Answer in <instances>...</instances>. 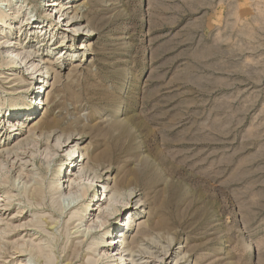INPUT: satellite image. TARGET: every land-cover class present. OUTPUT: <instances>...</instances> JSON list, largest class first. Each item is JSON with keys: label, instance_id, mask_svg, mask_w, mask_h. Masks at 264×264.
I'll return each mask as SVG.
<instances>
[{"label": "rangeland", "instance_id": "374dc122", "mask_svg": "<svg viewBox=\"0 0 264 264\" xmlns=\"http://www.w3.org/2000/svg\"><path fill=\"white\" fill-rule=\"evenodd\" d=\"M8 1L0 0V9ZM44 1L27 0L30 12L15 7L12 13L20 15L10 21L19 29L12 31L9 44L26 49L17 65L24 80L14 81L17 76L0 70V103L7 109L9 98L24 95L39 65L44 88L58 103L49 115L60 117L63 128L73 124L75 133L68 140L65 128L48 141L46 136L25 141L28 135L21 137L17 130L0 141V178L11 180L0 185L1 196L9 191L11 203L0 201V238L1 228L10 231L0 240V264H38L37 250L31 258L16 253L38 244H45L41 264H92L100 255L106 263V247L99 246L94 255L89 249L96 239L108 237H89L79 247L72 214L93 197L95 210L91 206L87 218L100 224L110 210L104 185L113 187L110 179L120 175L127 180L122 192H128L130 172L140 175L132 206L147 200L148 212L158 203L159 216L168 223L159 243L141 247L159 258L137 256L136 264H264V0H89L72 26L61 23L51 30L47 23L35 24L20 31L27 14L46 19ZM87 30L95 34L82 35ZM88 42L91 50L83 51ZM55 74L60 78L52 89ZM46 97L42 91L38 112L27 125L45 115ZM20 120L13 117L10 123ZM77 141L83 155L87 147L98 158L88 164L84 159L77 169L65 166L63 175L67 170L69 178L60 187L67 193L88 188L87 176L75 181L83 167L91 180L94 171L103 178L95 180L86 203L68 205L50 185L58 153L65 156L66 146L70 152ZM24 182L26 192L20 191ZM125 215L110 216L108 224L121 225ZM170 242L172 251L164 258L160 247Z\"/></svg>", "mask_w": 264, "mask_h": 264}, {"label": "bare ground", "instance_id": "6f19581e", "mask_svg": "<svg viewBox=\"0 0 264 264\" xmlns=\"http://www.w3.org/2000/svg\"><path fill=\"white\" fill-rule=\"evenodd\" d=\"M13 1L14 0L8 1L7 5H5L7 8L0 9V70L2 71V69L6 68L8 73L10 74L9 77L17 76V77H15L14 81L15 80H22L23 81L24 79H22V77L18 76V71H19L18 68L19 67L17 65L19 64L18 59L20 56V51L25 52L26 49L21 44L18 45L19 47H14V46H11L9 44L10 41L13 40V38H9V37L13 36L12 31L19 29L18 27H16V29H15L13 27L14 23H10V21L11 22L15 21L16 19H18L20 17V15L12 14L13 11L15 10V7H18V9H23V10L26 9V11L30 12L29 11L30 9L28 8L30 6V4H26L27 0H24V1H22V0L18 1L17 0L16 6H14ZM44 2H48V3L44 4L43 9H42L43 10L42 12L44 13L46 19L43 20V19L39 18V16L37 14H34L33 12L31 14H27L25 17L26 19L24 18L22 21V27H20V29H21L20 31H22V29L26 26H33L35 24H38L41 26V25H45L47 23L48 24L47 28H50L51 30H57L58 26L61 23H62V26H64L65 23H66V26H72L74 23L79 21L78 17H77L78 18L77 20H74V18H75L74 16H78L81 13V11L84 10V8L87 9L89 6V0H85V1L81 0L78 3H75V2L72 3V0L70 2H65V3L62 0H50V1L45 0ZM85 4H87V5H85ZM81 6H83V7H81ZM74 11H75V14L72 16V19L67 22L69 14H71ZM1 29H3V30H1ZM7 30H8V33L4 34V32H6ZM76 30H78V31H75V34L79 33L80 30L78 28ZM66 31H68V30H66ZM83 33L84 32H82V35H86V36H89L91 34H93V35L95 34L91 30H87L86 34L85 33L83 34ZM4 38H6V39H4ZM88 46H89V42H88V44H84V47L82 48V50L83 51H90L91 48L90 47L88 48ZM55 49H57L56 46H55ZM27 53L28 54L32 53V55H33V51L32 52L28 51ZM28 54L25 56L26 60H30ZM87 58H88V56H87ZM36 63L31 62V61L28 62V64H32L34 66ZM47 64L52 66V67L50 66L51 68H49V71H53L54 70L53 62L47 61ZM71 66H73V68H75L74 62L71 63ZM38 67H39V65L35 66V71L33 72V77L31 78V82H30L29 86L26 88V92L24 95L20 96L19 98H13V97L9 98V100H7V101L9 102L8 105L10 106V108L5 109V104L0 103V141H2L3 138H8L11 134L16 132L17 130H18V132L19 131L21 132V134H22L21 137H23L24 134L28 135V138H25V141L30 139L31 137H38V136L40 138L46 136L47 141H48L49 139H51L52 136H55L58 132H66V130L70 132L67 135L68 136L67 139L69 140V139L73 138V135L75 133V132H72L75 128V126H73V124L72 125L69 124L70 126L67 125L66 127L63 128L64 123L61 122L60 117L49 115L50 114V108L53 105H56L58 103H57L56 97L54 96V93L52 92L53 93L52 94L50 91L47 92L48 88H44L45 80H41L43 78V74L41 72L42 68L39 70H36ZM59 78H60L59 74H57L55 76L54 83L51 84L52 89H54L56 87V84L58 83ZM42 91H44L45 94L47 93V97H46L45 101L42 102V106L46 107L45 115L42 118H38V119L34 120L33 122H30L27 125V120L30 117H31V119H33V117L38 112L36 100L41 96ZM13 117H20L21 120L17 121V122L13 121L12 123H10L11 122L10 119H12ZM7 126L10 128H8L6 130ZM15 127H16V129H15ZM65 128H66V130H65ZM16 140L18 141L19 139H16ZM9 141H10V139L5 141L4 147L9 146V144H10ZM37 142L41 143V140H38ZM31 144H32V142H31ZM61 144L65 145L66 141H62ZM72 146L74 149L70 150V152L67 151V148H69V145L66 146V151L64 150V153H66L65 156H62L58 153V155H59L58 164L59 165L56 167V175L54 176V181L50 185V188L53 191V193L55 192L56 194H61V195L66 196V198L64 200V204L67 201L68 205H73L76 203V201H79V200H81L80 201L81 203L85 202L87 197H89V190L91 188H93L95 185L94 182H96V181L99 182L100 179L103 178V175H101L100 172L97 173L96 171H94L95 177H93V179L91 180V176L90 175L88 176V173L85 172L87 167H83L81 172H80V176L77 177L75 179V181H78V180L82 179L83 177L87 176L86 181H90L88 188L85 185L82 186V189L81 188L79 189L80 186L79 187H72L71 190H69V193H67L68 191L66 192L65 188L60 187V185H59L60 182L62 180H65V179L67 180L69 178L67 175V170L65 171V173L63 175L65 166H67L68 164H71V166H74V169H77L78 167L81 168L82 162L84 161V159H87V164H88L89 162H91V160L95 161V159L98 158L93 153L91 154L89 148H87V147L84 148L85 155H83V153H82L83 148L78 147V141L76 143H74ZM6 151L10 154L14 153L13 149H6ZM14 155H16L15 157H18L21 154H19L18 152H15ZM55 162L56 161H53V163H55ZM59 175L62 176L61 180L58 179ZM130 176H131V179L129 181L131 183L133 182V187L134 186L139 187L140 175H138L135 172H130ZM110 180L114 182L113 187H109V182H107V185H104V186H106L105 187L106 192L110 193V200H109L110 202L108 205L110 210L108 212L104 213L103 216L105 218L103 217V220L100 224L96 223L97 221H94L93 219L90 220L91 217L87 218L86 213L88 212V210H91L90 209L91 206H92L91 211L93 212L95 210L96 204L92 205L93 200L91 199L93 197H90L91 200L88 199L87 203L85 202L86 205H85L84 210H82L80 212H74L72 214L71 219L76 218V219H74V222H73L74 228L76 229L75 230L76 238L78 240H81V242H82L79 247H82V244L87 242L89 237H91V239H96L97 237H101V235H104V238L106 236V237H108V239L106 241L104 240V242L101 238L96 239L97 241L90 245L89 253L90 254L92 253L93 255L97 254L99 246L102 248L106 247L108 250V254L106 255L107 256L106 263L103 262V256L100 255V258H98L92 264H96V263L100 262L101 260H102V264H123L122 261H124L126 257L131 258L130 262L128 264H136L137 261L135 260V258H137V256H140V260H143V258L144 259L149 258L150 260H154V262H155L157 260V258H159V257L153 256L154 254L152 252L146 251V248L142 249L141 247L143 245H149V244L150 245H156L163 238L162 232L167 228L168 223L166 220L161 218V216H159L161 213V206L158 203L157 204L155 203L154 204L155 206L153 207L152 211L146 212L144 209L146 206L148 207V201L147 200H139V202L136 204V207L134 208L132 206V203L139 196L136 195V191H134L135 189L131 186V184H130V186H128V188H129L128 192L127 191H125L126 193L122 192L123 189H126V184H127L126 178L123 176L120 177V175H119V176L112 177V179H110ZM10 181L11 180L6 175V176L0 178V185L5 186L6 184L10 183ZM19 185H20V183L18 184V182L13 183V186H16L18 188H19ZM28 187H29L28 182H24L22 184V186L20 187V191L26 192ZM4 194L6 196L5 198H3V196H1V194H0V197H2V199H0V201H7L10 199V192L9 191L5 192ZM96 194L97 193H95V196H96ZM62 200H63V198H62ZM100 201L101 200H98V203ZM7 202L8 203L5 206H11V203L9 201H7ZM34 202H35V200H34ZM139 210H141V213L148 215V220H145L144 217L139 218V215H138ZM32 212H33V210H32ZM123 212H126L125 216L127 218H126V220L124 219V221L120 222L121 225L117 226L115 224L114 226H110L108 224L107 220L110 216L114 215L115 219L117 220V218H120V216L122 215ZM97 218H100V217H97ZM52 225H54V224H52ZM117 231H119L118 234H117ZM1 233H2V236H1L0 240L6 238V236L8 234H10V231L1 228ZM127 233L132 234L130 236V238H127V235H126ZM114 235H116V237H114ZM40 238L43 239V236H40ZM42 239L40 241H44ZM171 244L172 243L170 242L168 247H165V246L160 247V249L163 251V253H161L160 255L164 256V258L167 257L169 251L171 250V248H172ZM0 247H2L1 243H0ZM34 247H35L34 249H28L27 248L24 250L17 248L19 251H17L16 253H18V255L20 257L21 256H27L28 258H31L34 256L35 250H37V252H38L37 254L39 255L37 257L38 264H41V262L44 263V261H45V259H44L45 258V255H44L45 244L44 245L38 244ZM29 248H30V246H29ZM155 248H156V246H155ZM81 250H82V248H81ZM105 250H104V253H105ZM145 254H151V256H145ZM98 256H99V254H98ZM54 260H53V262H54ZM49 262H50V260H49ZM181 263L182 262H180V264ZM25 264H28V262H25ZM143 264H149V262H144Z\"/></svg>", "mask_w": 264, "mask_h": 264}]
</instances>
